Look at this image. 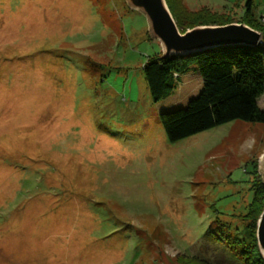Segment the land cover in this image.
Segmentation results:
<instances>
[{"label":"rangeland","instance_id":"1","mask_svg":"<svg viewBox=\"0 0 264 264\" xmlns=\"http://www.w3.org/2000/svg\"><path fill=\"white\" fill-rule=\"evenodd\" d=\"M181 1L242 22L248 0ZM250 16L264 23V0ZM160 52L126 0H0V264H243L227 238L253 221L264 122L170 142L160 113L203 79L193 65L154 101L144 65Z\"/></svg>","mask_w":264,"mask_h":264},{"label":"trees","instance_id":"2","mask_svg":"<svg viewBox=\"0 0 264 264\" xmlns=\"http://www.w3.org/2000/svg\"><path fill=\"white\" fill-rule=\"evenodd\" d=\"M180 1L167 0L182 31L201 24L231 22V19L226 17H231L228 13L208 7L189 10ZM250 15L251 0H248L246 15L240 21L262 32V42L255 47L224 45L166 58H161L160 52L147 59L144 73L151 97L156 102L169 97L178 88L182 75L193 70V65L197 67L196 71L203 79L202 90L186 107L160 113L161 123L170 142L237 119L264 122V108L259 105V99L264 94V23L257 22ZM253 165L252 177L256 175L251 180L252 198L247 214L253 221L251 225L243 227L245 236L244 233H239L240 227L236 228L235 235L229 238L225 237L219 228L212 229L207 234L213 236L216 242L227 238L228 249L235 257L243 258V264H264L256 237L257 219L264 207V182L258 170V160L253 161ZM247 235L249 239L246 238ZM231 241L234 248L230 244ZM179 259L185 264H207L194 256H180Z\"/></svg>","mask_w":264,"mask_h":264},{"label":"water","instance_id":"3","mask_svg":"<svg viewBox=\"0 0 264 264\" xmlns=\"http://www.w3.org/2000/svg\"><path fill=\"white\" fill-rule=\"evenodd\" d=\"M131 9L142 12L148 21V33L159 40L161 58L186 55L224 45L255 47L262 42V32L245 22L201 24L182 31L167 0H126ZM258 170L264 182V150L258 158ZM257 244L264 258V207L256 223Z\"/></svg>","mask_w":264,"mask_h":264},{"label":"clouds","instance_id":"4","mask_svg":"<svg viewBox=\"0 0 264 264\" xmlns=\"http://www.w3.org/2000/svg\"><path fill=\"white\" fill-rule=\"evenodd\" d=\"M251 148H254V138H253V144L250 145Z\"/></svg>","mask_w":264,"mask_h":264},{"label":"crops","instance_id":"5","mask_svg":"<svg viewBox=\"0 0 264 264\" xmlns=\"http://www.w3.org/2000/svg\"><path fill=\"white\" fill-rule=\"evenodd\" d=\"M188 74V73H187Z\"/></svg>","mask_w":264,"mask_h":264}]
</instances>
